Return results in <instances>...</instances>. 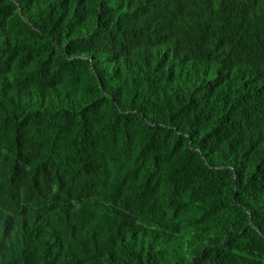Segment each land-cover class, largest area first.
<instances>
[{
	"label": "trees",
	"instance_id": "16d2710c",
	"mask_svg": "<svg viewBox=\"0 0 264 264\" xmlns=\"http://www.w3.org/2000/svg\"><path fill=\"white\" fill-rule=\"evenodd\" d=\"M0 264H264V0H0Z\"/></svg>",
	"mask_w": 264,
	"mask_h": 264
}]
</instances>
